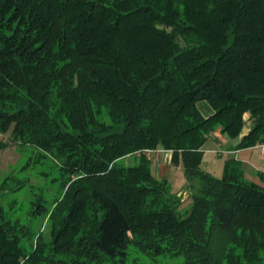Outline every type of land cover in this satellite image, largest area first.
Returning a JSON list of instances; mask_svg holds the SVG:
<instances>
[{
  "label": "trees",
  "instance_id": "16d2710c",
  "mask_svg": "<svg viewBox=\"0 0 264 264\" xmlns=\"http://www.w3.org/2000/svg\"><path fill=\"white\" fill-rule=\"evenodd\" d=\"M245 113L235 149L264 143V0H0V153L5 135L19 153L0 264H264V176L201 167ZM158 149L183 169L184 212ZM18 190L23 217L2 200Z\"/></svg>",
  "mask_w": 264,
  "mask_h": 264
},
{
  "label": "crops",
  "instance_id": "0c3cea01",
  "mask_svg": "<svg viewBox=\"0 0 264 264\" xmlns=\"http://www.w3.org/2000/svg\"><path fill=\"white\" fill-rule=\"evenodd\" d=\"M199 111L204 116L212 114V108L205 102L197 103ZM245 124L237 138H229L221 133L219 129L211 134L208 141L203 146V157L201 167L219 177L222 174L223 163L228 158H235L242 164L244 176L254 183L263 184L260 178L264 176V150L260 144L252 147L235 149V145L240 138L246 134L250 128L248 113L244 114ZM172 152L158 149L151 155V172L157 179H163L170 184L171 189L177 195H182V208H187L191 203V198L186 188V178L180 164H173L171 161ZM130 157L126 158L129 161Z\"/></svg>",
  "mask_w": 264,
  "mask_h": 264
},
{
  "label": "rangeland",
  "instance_id": "374dc122",
  "mask_svg": "<svg viewBox=\"0 0 264 264\" xmlns=\"http://www.w3.org/2000/svg\"><path fill=\"white\" fill-rule=\"evenodd\" d=\"M207 103V102H206ZM208 104V103H207ZM4 139L8 142V145L5 149H3L0 153V159H1V163H0V168H1V172H0V178L6 176L8 173H10L11 171V167L12 165L17 161L18 157H19V153L17 152L15 145L8 141L7 136H4ZM40 178H35V177H31L30 178V182L32 183H40ZM183 197V196H181ZM3 205L4 207H7L9 205H11V208L9 209L14 210V215H19V216H24V213L26 212V210H28V195L25 193V191L23 190H18L12 193H8L6 194L3 198ZM180 210L182 212H184V208H180ZM39 218L34 217L32 218L31 224L30 226H32V228L36 229L37 225H39Z\"/></svg>",
  "mask_w": 264,
  "mask_h": 264
},
{
  "label": "built area",
  "instance_id": "2783aa9c",
  "mask_svg": "<svg viewBox=\"0 0 264 264\" xmlns=\"http://www.w3.org/2000/svg\"><path fill=\"white\" fill-rule=\"evenodd\" d=\"M262 150H264V143L260 144ZM157 150H145V154L148 156H151L154 152H156Z\"/></svg>",
  "mask_w": 264,
  "mask_h": 264
}]
</instances>
